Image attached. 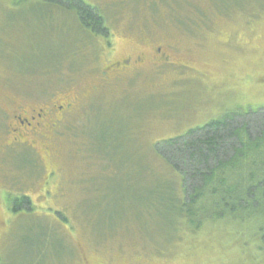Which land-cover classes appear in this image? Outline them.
<instances>
[{
  "label": "rangeland",
  "instance_id": "rangeland-1",
  "mask_svg": "<svg viewBox=\"0 0 264 264\" xmlns=\"http://www.w3.org/2000/svg\"><path fill=\"white\" fill-rule=\"evenodd\" d=\"M64 1L0 0V117L10 96L82 97L41 157L4 159L0 139V264H264V247L231 222L184 225L182 175L158 150L264 108V0H84L109 40L81 34ZM109 43L115 58L161 46L192 69L148 66L99 87ZM23 196L32 211L13 213Z\"/></svg>",
  "mask_w": 264,
  "mask_h": 264
},
{
  "label": "trees",
  "instance_id": "trees-1",
  "mask_svg": "<svg viewBox=\"0 0 264 264\" xmlns=\"http://www.w3.org/2000/svg\"><path fill=\"white\" fill-rule=\"evenodd\" d=\"M212 1L226 10L233 0ZM64 3L73 10L77 21L73 25L81 34L110 39L98 7L84 0ZM158 150L182 175L185 198L174 201L173 207L189 230L226 220L237 233L253 237L264 247V108L229 113L182 138L159 144ZM14 200L13 213L32 211L27 196ZM65 250H69L66 244ZM39 254L43 258V252Z\"/></svg>",
  "mask_w": 264,
  "mask_h": 264
},
{
  "label": "flooded vegetation",
  "instance_id": "flooded-vegetation-1",
  "mask_svg": "<svg viewBox=\"0 0 264 264\" xmlns=\"http://www.w3.org/2000/svg\"><path fill=\"white\" fill-rule=\"evenodd\" d=\"M163 48L154 46L147 55L146 52H141L142 54L132 53L115 58L113 57V46L109 43L106 46L108 61L100 71L99 87L111 86L119 82L123 76L129 77L126 80H133L141 75L148 66L153 70L165 67L192 69L189 65L174 61L177 58L174 52ZM97 88L95 86L94 90ZM81 100L82 97L78 95L68 100L65 98L62 103L58 99L32 104L29 103L26 95L19 98L10 96L8 101L11 107L2 109L0 117L2 157L11 159L17 156H26V151L29 150L36 151V154L41 157L38 152L39 143L58 137L60 129L66 125L68 117L76 110ZM0 187H2L1 184ZM12 203L14 207L15 200Z\"/></svg>",
  "mask_w": 264,
  "mask_h": 264
}]
</instances>
